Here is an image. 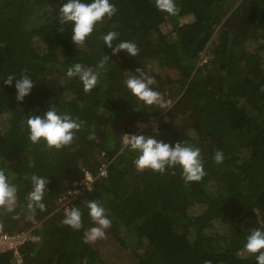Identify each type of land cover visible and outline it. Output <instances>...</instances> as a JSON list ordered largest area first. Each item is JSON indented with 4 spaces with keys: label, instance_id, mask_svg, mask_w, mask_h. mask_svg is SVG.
<instances>
[{
    "label": "trees",
    "instance_id": "1",
    "mask_svg": "<svg viewBox=\"0 0 264 264\" xmlns=\"http://www.w3.org/2000/svg\"><path fill=\"white\" fill-rule=\"evenodd\" d=\"M63 2L0 0V169L17 187L15 208L0 209V224L39 237L18 247L21 264H256L243 246L253 229L264 230V0H175V16L157 10L154 0H110L116 14L82 45L71 43V24L60 23ZM109 31L118 33L113 46L131 41L138 54L113 55L103 45ZM105 55L91 91L66 76L76 63L96 69ZM147 61L177 77L153 73ZM136 68L154 78L165 107L148 108L126 89V79L140 75ZM22 73L34 86L17 101L3 80ZM52 106L83 121L60 149L28 140L27 117ZM158 113L156 127L143 133L198 147L200 181L185 183L178 166L136 169L138 154L123 136ZM217 150L221 163L213 159ZM101 163L105 175L68 207L81 211L82 227L73 230L62 223L60 198L83 170ZM34 174L48 180L43 211L27 207ZM92 200L107 209L111 226L103 239L86 243ZM104 250L115 260L106 263ZM0 264H16L13 250L0 252Z\"/></svg>",
    "mask_w": 264,
    "mask_h": 264
},
{
    "label": "clouds",
    "instance_id": "2",
    "mask_svg": "<svg viewBox=\"0 0 264 264\" xmlns=\"http://www.w3.org/2000/svg\"><path fill=\"white\" fill-rule=\"evenodd\" d=\"M154 5L157 10L170 16H175L178 12L175 0H154ZM116 12L117 9L110 0H64L59 7L58 16L62 25L71 24V43L82 45L93 32L94 27L112 18ZM117 36L118 33L115 31L107 32L103 35V45L110 48L113 55L124 52L129 57H135L139 49L134 42L125 40L113 46V41L117 39ZM108 58L105 55L96 69L76 63L67 69L66 76L78 78L83 91L87 93L97 86L100 71L103 70L105 59ZM135 72H139L140 75H132L125 81V87L130 94L148 108L150 106L165 107V101L161 94L152 87L155 84L154 78L145 75L139 68H136ZM17 77L9 75L3 80V83L13 86L15 99L22 101L31 93L34 81L26 73ZM82 125L83 121H77L67 114L59 113L54 106L48 107L42 114H31L26 119L28 140L33 144L43 142L47 147L55 149L71 144ZM88 138L94 139V133H90ZM123 141L129 151L138 154L134 160L137 170L150 169L154 172L164 173L166 169L178 166L185 183L198 182L205 175L200 149L191 144L181 141L169 144L155 136L145 135L143 132L139 134L126 133ZM213 159L216 163H221L224 159L223 153L219 150L215 151ZM30 179L31 191L28 194L27 207L30 210L43 211L45 204L42 201L46 193L47 177L34 174ZM16 202L17 187L9 182L8 175L0 169V209L12 212ZM87 209L93 226L85 231L84 241L90 243L105 237V230L111 226V220L108 218L107 209L96 200L89 201ZM62 223L73 230L81 229L80 209L75 206L65 208ZM243 250L249 255H255L256 264H264V230L253 229L245 238Z\"/></svg>",
    "mask_w": 264,
    "mask_h": 264
},
{
    "label": "built area",
    "instance_id": "3",
    "mask_svg": "<svg viewBox=\"0 0 264 264\" xmlns=\"http://www.w3.org/2000/svg\"><path fill=\"white\" fill-rule=\"evenodd\" d=\"M105 164H100L96 172L84 171V176L79 181H74V187L68 189L66 194L60 198V207L68 208L72 200L76 199L80 194L90 190L93 182L98 176L105 175ZM31 229L18 230L14 232H7L2 229L0 224V252L13 250L16 264H21V258L18 252V247L27 240H35L39 237L30 232Z\"/></svg>",
    "mask_w": 264,
    "mask_h": 264
},
{
    "label": "rangeland",
    "instance_id": "4",
    "mask_svg": "<svg viewBox=\"0 0 264 264\" xmlns=\"http://www.w3.org/2000/svg\"><path fill=\"white\" fill-rule=\"evenodd\" d=\"M147 68L149 70H151L153 73L161 75V76L167 75L171 78L177 77V71L176 70L170 69V68H165V67H159L152 62L147 61ZM158 115H159V113L157 115L151 116L150 121H148L147 123L138 122V125H139L138 128L133 133H130V134H139V133L143 132V130H146V127H150V126L156 127V125H157L156 121L158 120ZM193 118H194V116L192 114L189 116L183 117V119L186 120V122H190V120H193ZM124 136H123V138H124ZM25 219H26V221H29L31 223L30 218L25 217ZM101 255H102V258L105 260L106 263H111L112 261L115 260L114 259L115 255L113 254L112 250H104Z\"/></svg>",
    "mask_w": 264,
    "mask_h": 264
},
{
    "label": "water",
    "instance_id": "5",
    "mask_svg": "<svg viewBox=\"0 0 264 264\" xmlns=\"http://www.w3.org/2000/svg\"><path fill=\"white\" fill-rule=\"evenodd\" d=\"M25 223H26V226H30V223L26 221V219H25Z\"/></svg>",
    "mask_w": 264,
    "mask_h": 264
}]
</instances>
